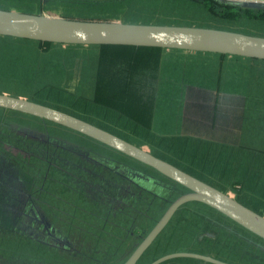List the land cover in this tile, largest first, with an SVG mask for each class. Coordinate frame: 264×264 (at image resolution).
<instances>
[{
  "label": "trees",
  "instance_id": "1",
  "mask_svg": "<svg viewBox=\"0 0 264 264\" xmlns=\"http://www.w3.org/2000/svg\"><path fill=\"white\" fill-rule=\"evenodd\" d=\"M99 2L81 1L91 6H98L95 3ZM109 2L118 5L121 0L107 1ZM171 4L183 12L177 16L178 21H172L169 20L170 8L162 9L167 12L165 18L171 22L209 21L214 26L239 32L254 31L257 27L264 28V8L257 6H241L226 0H171ZM0 39L37 43L42 51H47L50 46L58 44L1 35ZM60 45L82 48L81 45ZM94 46L102 50L100 52L102 62L96 66L94 79L95 87L100 86L103 90L102 93L99 92L102 98L96 97V101L109 107L104 114L100 111L104 109L103 106L95 108L94 111L101 113L104 117L101 120L105 121H109L107 118L110 114L113 117L111 122L114 124L116 122L125 135L129 134V137L138 135L141 139L151 141L150 145H158L165 152L171 153L172 143L165 145L156 141L155 138L159 137L151 130V95L153 97L157 80L153 70L157 69V59L160 58L162 48L120 44ZM16 51L25 52L22 50L9 52ZM104 52H109L111 57L104 59ZM119 53H125L132 60L128 59L126 62L123 57L117 56ZM155 62V67L151 69ZM150 69L153 73L152 71L149 73ZM107 81L111 82L110 87H107ZM59 83L60 81L56 85H45L44 91L47 90L45 95L35 99L42 100L46 97L42 104L103 125L100 121H94L79 113L80 105L87 104L90 107L92 105L77 95L80 92L79 88H77L79 92H74L75 88L65 90L61 87L63 84ZM47 95H52L53 98L51 96L48 98ZM0 110L1 115L6 111L15 112L2 108ZM28 116L38 119L41 126L19 127L18 132H13L2 126L4 117L0 116V206L5 216L0 218V264H34L45 260L44 264H73L70 254L78 255L82 260L81 264H87L86 259L89 256H92L95 264H106L104 258L113 254L114 248L123 241H133L129 254L161 215L162 212L146 228L141 226L153 212L152 204L155 200L158 205L162 200L168 205L178 194L186 191L183 186L118 151L104 145L116 153V157H109L90 146L71 143L68 138H61L47 128L53 125L70 129ZM103 126L108 128L106 125ZM171 139H177L179 142L182 140L185 148L190 147L188 144L190 140L186 137ZM190 143L200 145L201 141ZM177 155L183 156L179 153ZM160 156L180 167L178 162L168 159L171 158L168 155ZM151 171L156 174L150 173ZM48 187L58 188L59 191L48 189L46 192ZM172 190L171 197H168L170 200H165L164 197ZM63 192L68 193L71 199L69 204H66L67 208L62 209L56 207V201H59L58 193ZM44 194L49 195L48 198L53 204L46 206L45 197H42ZM181 208H186V212L180 216L182 223H173ZM62 210H66L70 218L78 217L79 224L73 220H65L61 221L62 228L56 221L60 219L56 212ZM72 232L76 233V237L69 235ZM186 238L194 239L195 241H192L194 244L202 241L208 246L214 242L223 247L229 244L233 250L231 251L233 255L229 257L231 260L213 255L229 263H264V239L203 203L188 202L174 213L136 264H148L154 258L172 251H197L187 247L188 241H184ZM88 252L89 255H86ZM61 253H68L66 261L57 259ZM203 253L212 256L208 252ZM128 254L123 256L118 264L122 263ZM238 256L240 258H235ZM94 257L102 259L97 260ZM146 257L148 260H145ZM194 261L190 258H174L161 264H193Z\"/></svg>",
  "mask_w": 264,
  "mask_h": 264
},
{
  "label": "rangeland",
  "instance_id": "2",
  "mask_svg": "<svg viewBox=\"0 0 264 264\" xmlns=\"http://www.w3.org/2000/svg\"><path fill=\"white\" fill-rule=\"evenodd\" d=\"M60 2L63 3L66 1L61 0ZM178 2L181 3L183 1ZM29 6H31L30 2H28V5H26L25 0H0V7H15V9L19 12H28L30 10ZM119 7L109 6L108 8L110 9L108 10L96 11V9L94 10L92 8H85V6H83V4L80 2V4L78 3L76 7H74V9L71 8V6H63L64 9L73 10L62 12V14L64 16H71L73 18L84 20L85 18H100V15L95 14V12H102L105 13L106 18L108 19L117 16L120 20H122V22L127 23L179 25L223 29L222 27L214 26L213 23L209 21H169H178L177 16H180L183 13L181 12V9H177L171 4V0H121ZM123 7L129 8L126 9ZM143 7L145 9H143ZM166 8H170L171 11H169V20L165 18L167 12L162 11V9ZM242 32L251 35L264 36L263 27H257L254 29V31L250 32L241 31V33ZM6 43L8 45H6ZM74 47L55 44L53 46H50L47 51H42V49L39 48L37 43L0 39V93L42 103V100H45L46 97L42 98V100L35 98L39 97L40 95H42V97L45 95V92L47 91H44V87L46 89L45 85H56L58 84V81H60L59 84H63L61 87H63L65 90H73V88H75L74 92L80 91L77 94L80 98H84V100H87L92 103V108L87 104L80 105V114L86 115L87 117L92 118L94 121H100L103 125L108 126L109 129H106L105 126L96 122H92L89 119H83L82 117L75 115L76 117H79L89 123H92L93 125L107 130L127 140L128 142H131L136 146L150 152L156 157H159L160 154L168 155L169 157H171L168 159L174 160L179 163L178 165L180 166V169L184 171L188 169V171L186 172L192 174L193 176L201 180H204V182L222 190L223 192H226L228 195L232 196L240 203L264 216V93L261 94V92H259V86L262 85V82H264V64L258 65L251 62H242V60H240V56H238L233 62L235 64L239 59L238 63L233 67L234 73L227 72L232 68L224 64L221 71L219 72V77L213 76L212 79L209 81H206V79L204 80L208 84V87L215 89L219 88L220 90H223L226 93H229L230 91H235L239 92V95L241 93L244 95L243 101L247 100L248 104L246 105L245 109L242 107V110L244 111V121H246L244 122V125L247 124V128L243 127L242 125L243 128H240V135H247V137L252 140H249L250 142H252V144L249 147H217L214 145H208L207 143H201L200 145L192 144L190 143V141H188L190 147L188 146L185 148L184 142L182 140L179 142V140L177 139H171L174 137H168L175 136L171 135L172 132H175L180 127L178 125V120H181L182 116L180 115L179 111L180 109H182L183 111V108H180V83L185 79L184 82L185 85H187L188 81H193V78L191 77H196L195 74L201 75L202 73H204L205 70L208 71L209 69H211V66L204 65L202 62H198L196 60L192 62L184 61L177 57H175L173 60L166 59L164 58V56L162 58L157 59V69L153 71L158 76V86L157 91L154 93V97H152L151 95V130L154 134L160 136L159 138H155L156 141L165 145L166 143H172L173 147L171 149V153H168L165 152L162 147H158V145H150L149 143L151 141L141 139L138 135H135L134 137H129V134L125 135L124 133H122L123 129L120 126L118 127L116 122L115 124L111 122L113 120V117L110 114L107 118L109 121L101 120L104 117L101 113L95 112L94 109L103 106L104 109L100 110L103 114L109 109L107 105L96 101V97H100L99 92L102 93L103 90L100 86L97 88L95 87L94 79L96 66L98 64L100 65L102 62V54L100 53L102 50H99V47H96L94 45H81L82 48ZM14 50H22L26 53L17 51L15 53L9 52ZM104 54V59L106 57H111L109 52H104ZM117 56L123 57L126 62L128 59H130L125 53H119ZM155 65L156 62L151 65V69L152 67H155ZM151 69L149 70V73H151ZM76 74L78 75L75 77ZM230 79H232V81ZM65 81L66 83H63ZM172 81L173 84L171 83ZM254 82L255 90L253 93V88L251 85ZM82 85H84L85 87V89L83 90ZM110 85L111 82L107 81V87H110ZM231 85L233 86V89H230ZM77 88H79V91H77ZM50 96L53 98L52 95H47L48 98H50ZM110 99L113 100L114 98ZM51 102L57 104V102L55 101ZM112 103L115 104L118 102ZM1 114L2 113L0 110V116L4 117L2 120V126L6 130L18 132L19 127L27 128L31 126H41V123L38 119L29 117L28 115L7 111L4 115ZM47 129L50 132L53 131L61 138H68L71 143L74 142L84 144L86 146L94 148L101 154L108 155L109 157H116V153L113 152V150H110L104 145L94 142L93 140L84 137L79 133L64 129L62 127H55L53 125L48 127ZM168 132L169 135H167ZM118 133H121L126 137H123ZM151 140L154 141V139ZM178 153L183 154V156L177 155ZM239 163L241 164L240 167H238ZM185 168L187 169L185 170ZM250 172H252V174H250ZM150 173L156 174L153 171H151ZM48 189H50L51 191H54L55 189L56 191H59L58 188L48 187L46 188V192H48ZM172 193L173 190L166 197H164V199H168L169 201V198L171 197L170 195ZM42 197H45L46 206L53 204V202H51L52 200L48 198V194H44ZM58 197L59 201H56V207L62 209L63 207L67 208L66 204H69L71 196L68 193L63 192L58 193ZM153 203V212L150 213L147 220L141 223V226H144L143 228H146L150 223H153L157 216L161 212H163V210L167 206L166 202H164L163 200L162 202H159V205L157 204L158 202L156 200ZM1 210L2 208L0 206V218L2 216L5 218ZM183 212H186V208H181V210H179L177 216L173 219V223H182L180 221V216ZM56 215L60 218L56 219L57 223L60 226L61 224H63L61 221L65 220H73L74 223L78 224L80 221L78 217L70 218L66 210H62L60 212L57 211ZM17 228L20 229V227ZM69 235L71 237H76L75 232H72ZM215 240L218 241L217 238ZM184 241H188L189 246L187 247L197 250L193 252H198L202 254H204L203 252H208L209 254H212V256H223L226 259H230L229 257L233 255L231 253V251H233L231 249L232 247L226 243V246L223 247L220 245L218 246L215 242L209 246L208 244L202 241H197L194 244L192 241L195 240L192 238H186ZM132 246L133 241L128 240L121 242L116 248H114L113 254L107 255L104 258L105 263L118 264L119 260L123 256L128 254ZM67 255L68 253H61L57 257V259L62 262L66 261ZM70 255L73 258V264L82 263V260L78 255ZM86 255H89V252L86 253ZM147 257L145 260H148ZM94 258L97 260L102 259V257ZM235 258L240 257L238 256ZM192 260H195L193 264H205L203 263V261L197 259ZM45 261L34 264H44ZM94 261L95 260H92V256H89L86 259L87 264H95L93 263ZM257 264L264 263L259 262Z\"/></svg>",
  "mask_w": 264,
  "mask_h": 264
},
{
  "label": "water",
  "instance_id": "3",
  "mask_svg": "<svg viewBox=\"0 0 264 264\" xmlns=\"http://www.w3.org/2000/svg\"><path fill=\"white\" fill-rule=\"evenodd\" d=\"M226 1L241 6L264 8V1ZM0 35L58 44L152 46L264 60V36L210 27L127 23L115 20H77L46 13L0 9ZM0 108L44 119L75 131L152 168L186 189L169 202L120 264H136L144 251L166 227L177 209L188 202L203 203L264 239V216L226 192L107 130L48 105L7 94L0 93ZM174 258H192L210 264H233L193 251L165 253L148 264H161Z\"/></svg>",
  "mask_w": 264,
  "mask_h": 264
},
{
  "label": "crops",
  "instance_id": "4",
  "mask_svg": "<svg viewBox=\"0 0 264 264\" xmlns=\"http://www.w3.org/2000/svg\"><path fill=\"white\" fill-rule=\"evenodd\" d=\"M26 5L30 2L28 13H46L48 15L62 17L66 19H77L71 16H64L62 12L73 10L76 5L82 0H65L66 2L61 3V0H25ZM95 3L98 6H91L83 4L85 8H92L98 10H108L109 6L119 7L118 5L112 4L113 2L107 3L109 0H96ZM253 1H264V0H253ZM95 2V0H94ZM106 2V3H103ZM115 3V2H114ZM63 6H71L73 9H64ZM122 8V7H119ZM126 8V7H123ZM127 7L126 9H128ZM0 9L16 10L15 7L5 8L0 7ZM95 14L100 15V18H85L86 20L102 21V20H115L121 21L117 16L111 19L106 18L105 13L95 12ZM121 18V17H120ZM84 19V20H85ZM81 20V19H77ZM174 59L175 57L180 58L184 61L192 62L194 60L202 62L204 65L211 66V69L204 71L201 75L195 74L196 77L193 81H188L185 85L184 80L180 83V109L179 113L182 116L181 120H178V125L180 126L178 130L172 132L168 137H186L191 142L207 143L208 145H214L217 147H249L252 141L249 137L240 135V128H247V124L244 125V111L247 103L243 101L244 95L239 92L230 91L229 93L220 90L219 88L208 87V84L204 81H209L213 76L219 77V72L221 71L224 64L231 67L232 69L227 72L234 73L233 67L238 63L234 64L235 58L238 56L232 55H220L218 53L210 52H198V51H185L178 49H164L162 48L160 53V58ZM242 62L254 63V64H264V60L240 57ZM260 61V62H258ZM258 62V63H256ZM252 65V64H248ZM248 67V66H246ZM250 68V67H248ZM223 76V75H222ZM221 77V76H220ZM232 78V77H231ZM161 79V78H160ZM164 80V79H162ZM188 80V78H187ZM186 80V81H187ZM232 81V79H230ZM230 81V82H231ZM173 84V81L171 82ZM158 86V76L156 80V85L154 93L157 91ZM254 93L255 82L251 85ZM259 92L264 93V82L259 86ZM233 89V86H230ZM248 89V86H247ZM153 93V97H154ZM248 97V96H246ZM240 99V100H239ZM175 105V104H174ZM243 120V121H242ZM242 121V122H241ZM182 122V123H181ZM242 127V128H243ZM170 132V131H169ZM169 132L167 135H169ZM157 135V134H155ZM164 135V134H162ZM158 136V135H157ZM241 136V137H240ZM160 137V136H158ZM250 140V141H249ZM234 155V154H232Z\"/></svg>",
  "mask_w": 264,
  "mask_h": 264
},
{
  "label": "flooded vegetation",
  "instance_id": "5",
  "mask_svg": "<svg viewBox=\"0 0 264 264\" xmlns=\"http://www.w3.org/2000/svg\"><path fill=\"white\" fill-rule=\"evenodd\" d=\"M249 162V161H248ZM241 166V164L239 163V167ZM257 178H259V177H257ZM204 181V180H203ZM178 210V209H177Z\"/></svg>",
  "mask_w": 264,
  "mask_h": 264
}]
</instances>
